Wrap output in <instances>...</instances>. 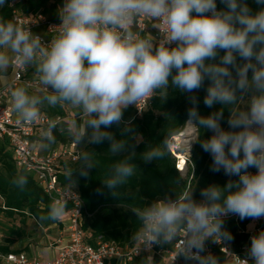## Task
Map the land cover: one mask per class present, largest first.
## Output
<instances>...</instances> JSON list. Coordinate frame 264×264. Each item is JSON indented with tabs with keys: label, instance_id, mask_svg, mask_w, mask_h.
Instances as JSON below:
<instances>
[{
	"label": "clouds",
	"instance_id": "obj_1",
	"mask_svg": "<svg viewBox=\"0 0 264 264\" xmlns=\"http://www.w3.org/2000/svg\"><path fill=\"white\" fill-rule=\"evenodd\" d=\"M253 2L255 10L248 0H63L56 35L48 42L29 25L0 18V74L13 64L34 68L43 89L10 87L17 123L39 122L43 108L65 105L81 117L49 120L37 140L39 149L49 150L61 130L81 148L78 167L65 171L71 189L74 173L87 177L99 166L98 153L89 146L108 142L114 159L101 183L117 194L136 174V148L143 142L132 121L124 119L125 111L153 97L166 101L170 89L189 105L185 123L211 133L197 136L189 150L199 143L211 157L209 170L228 177L223 186L200 189L199 200L192 188L131 209L139 221L132 239L148 253L144 264H153L154 246L164 248L178 239L177 259L185 264H264V229L250 236L242 257L230 250L234 237L225 227L231 216L264 219V0ZM6 3L0 0V7ZM141 17L161 22L160 38L134 29ZM201 90L204 105L214 109L206 116L199 112ZM113 126L121 138L109 130ZM174 134L170 130L168 137ZM168 137L159 145L147 143L139 154L142 161L163 159ZM10 183L23 191L28 176L21 170ZM66 205L65 199H55L41 219H61ZM209 241L229 255L213 254Z\"/></svg>",
	"mask_w": 264,
	"mask_h": 264
},
{
	"label": "trees",
	"instance_id": "obj_2",
	"mask_svg": "<svg viewBox=\"0 0 264 264\" xmlns=\"http://www.w3.org/2000/svg\"><path fill=\"white\" fill-rule=\"evenodd\" d=\"M9 2L10 0H7L6 5L0 7V18L13 19ZM19 2L20 9L25 14H34L42 11L48 16H56L55 10L58 8V4L52 0H19ZM248 2L254 10L257 8L253 0H248ZM218 7H220L219 2ZM32 69L33 73H35V69ZM205 94L204 90L197 93L200 99L199 112L201 115L206 116L214 109H209L204 105L203 97ZM188 106L182 94L170 89L169 98L166 101L159 97H153L150 106L141 116L135 114L132 106L125 111L124 119L132 121L136 131L142 135L143 142L136 148L137 158L134 161L137 165L136 174L129 178L126 184L117 189L116 195H113L112 191L103 187L101 183L104 171L114 159L107 152L109 148L108 142L89 146L98 153L96 159L99 166L93 168L87 177H81L79 172L73 174V179L76 182L73 188L80 193L88 212V214L83 216L82 230L89 242L92 243L95 236L101 235L104 240L116 242L119 245L131 244L134 242L132 235L139 227V221L132 212V208L141 207L146 203H150L153 199L164 197L166 194L174 197L176 192L179 194L192 188H195V199L199 200L201 199L199 195L200 189L213 183L221 186L226 183L228 177L223 172L213 173L209 170L211 157L203 152L199 143H193L191 146L190 154L193 166L191 179L188 176H181L176 171L175 159L169 149L168 154L157 162L145 163L139 156L145 150L147 143L159 145L164 138L168 137L170 130L174 131V135L183 131L186 125V109ZM219 107L217 105L216 109H219ZM41 112L51 118L69 114L65 106H57L56 108L45 107ZM69 115L72 119L80 120L76 114L72 113V115ZM227 116L228 112L225 110V120ZM68 120L70 119H65L62 122H67ZM223 126L227 127L226 124ZM109 130L118 139L121 138L118 127L113 126ZM194 131V139L197 136L205 139L211 135L207 130H200L195 127ZM54 135L56 136L55 144H66L73 141L65 131L57 130ZM171 137H168L169 140ZM62 166L63 172L59 175V180L62 184L69 185L65 177V171L68 167L77 168L78 160L63 161ZM21 170L28 176V185L23 191L15 188L10 183L11 179ZM250 171L254 172L255 169H250ZM97 189H100V191L98 192ZM0 198L2 199L0 211L4 214V217L10 220L15 216H19L21 224H25L28 219H33L35 225L43 226L48 222L61 225V219L56 221L41 219V217L47 215L50 200L43 189L36 183L33 173L15 166L12 155L6 149L5 144L0 146ZM248 222L249 220L245 219L240 223L245 226ZM225 227L234 237L231 242L232 247L236 248L242 241H245L246 236L237 233L235 222L226 220ZM26 237H28V233L24 228L12 224L7 229L4 243L0 244V254L20 252V249L12 247L20 238ZM215 255L225 257L219 252ZM145 257L146 255H141L131 264H144ZM153 258V264H158V258L155 256Z\"/></svg>",
	"mask_w": 264,
	"mask_h": 264
},
{
	"label": "built area",
	"instance_id": "obj_3",
	"mask_svg": "<svg viewBox=\"0 0 264 264\" xmlns=\"http://www.w3.org/2000/svg\"><path fill=\"white\" fill-rule=\"evenodd\" d=\"M52 1L58 4V8L55 10L56 16L53 17L42 11L25 14L16 7V0H10L12 18L25 26L29 25L31 30L39 34L43 41H51L57 32V29L53 27L60 23L58 9L63 4V0ZM160 25L161 22L159 21L141 17L136 21L134 29L141 35L151 34L153 37L160 38L163 31ZM39 28L42 29V32L36 31ZM11 68L10 82L8 85L0 87V138L7 140L15 166L34 174L36 183L47 194L50 204L55 199H65L67 205L65 218L61 220L55 240L54 246L57 252L54 256L43 257L41 255H28L25 252H9L0 255L2 264H131L141 255H148L147 252L141 250L142 246L136 241L131 244L119 245L116 242L104 240L101 235L95 236L92 243L85 238L82 221L84 214H88V212L84 201L76 189H71V186L64 185L59 180V175L63 172L62 162L70 159L77 160L80 147L73 141L66 144L57 143L46 151L37 147L41 128L49 120L62 122L72 118L69 114L51 118L41 112V121L31 124H18L17 117L8 101L11 97L10 87L27 85L31 92H42L43 89L39 84L38 76L33 78L27 75L28 68H21L15 64ZM151 100L139 104L137 108L132 106L135 114L141 116L150 106ZM177 135L171 137L169 151L175 159L176 171L181 176H188L191 179L193 166L189 146L183 149L179 148L174 143ZM226 220L235 222L237 233L246 236L245 241H242L236 248L230 247L232 252L243 257L246 247L250 244V236L264 228V219L249 220L245 226L240 223L241 220L236 216L228 217ZM178 245L179 239L174 244L164 248L154 246L152 254L158 258V264H175L176 260V264H183V258L177 259ZM207 247L213 254L219 252L225 257L229 255L228 251L221 245L211 241L207 242Z\"/></svg>",
	"mask_w": 264,
	"mask_h": 264
},
{
	"label": "rangeland",
	"instance_id": "obj_4",
	"mask_svg": "<svg viewBox=\"0 0 264 264\" xmlns=\"http://www.w3.org/2000/svg\"><path fill=\"white\" fill-rule=\"evenodd\" d=\"M3 78V81L5 82L10 75V69L8 70L7 74H0ZM29 77L33 76V69L28 68V74ZM241 107L245 106V102L240 103ZM66 111L72 115L76 114L75 110L72 109L70 106L65 105ZM79 117V116H78ZM81 119V117H79ZM195 137V131L194 127L186 124L183 131L177 135L176 140L174 143L179 148H187L190 145V142L194 140ZM20 226L26 230L28 233V237L26 238H20L17 241V248L24 249L26 245L33 244L38 245V243H41L44 246L47 245L48 240L50 238H53L55 234L53 233V229H55L56 225L53 222H48L45 225L39 227L38 225H35L32 221L26 220L25 224L20 223L19 216H15L13 219H8L6 217L0 218V244L4 243V240L6 238L7 229L11 225ZM19 244V245H18Z\"/></svg>",
	"mask_w": 264,
	"mask_h": 264
},
{
	"label": "crops",
	"instance_id": "obj_5",
	"mask_svg": "<svg viewBox=\"0 0 264 264\" xmlns=\"http://www.w3.org/2000/svg\"><path fill=\"white\" fill-rule=\"evenodd\" d=\"M16 2H17L16 3V7L20 9L19 0H16ZM36 31L37 32H42V29L39 28ZM35 76H37L36 73H33V76H31V77L36 78ZM11 77H12V68H10L9 78L5 82L3 81V78L0 75V87L8 85V83L10 82ZM8 101H9V104L12 106L11 97L9 98ZM1 144H5L6 145V149L9 150V147H8V144H7V140L0 138V146H1ZM42 151H46V150H42ZM1 204H2V199L0 198V208H1ZM0 218H4V214L1 211H0ZM64 218H65V216H63L61 218V220H63ZM28 220L32 221L35 224V221L33 219H28ZM55 225H56L55 229L52 230L53 233L55 234V236L48 240L47 245L40 246V245H42L41 243H38V245L28 244V245L25 246L24 249H20V252H25L28 255H41L43 257H52V256H54L56 254V252H57V250L55 249L54 244H55V240L57 238V233H58V231L60 229V225H57V224H55ZM38 226L41 227V225H38ZM12 248L19 249V248H17V242L13 245ZM0 264H2L1 258H0Z\"/></svg>",
	"mask_w": 264,
	"mask_h": 264
}]
</instances>
